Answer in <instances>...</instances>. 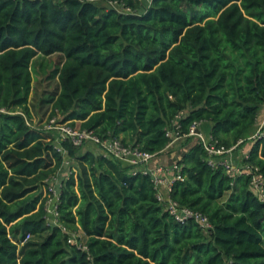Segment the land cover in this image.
Instances as JSON below:
<instances>
[{
    "label": "trees",
    "instance_id": "obj_1",
    "mask_svg": "<svg viewBox=\"0 0 264 264\" xmlns=\"http://www.w3.org/2000/svg\"><path fill=\"white\" fill-rule=\"evenodd\" d=\"M118 1L136 12L87 0H0V264H264V202L250 174L208 165L202 143L188 136L205 121L230 147L256 124L264 0ZM55 53L50 118L155 155L168 131L185 135L182 180L170 196L206 215L210 229L175 220L149 173L66 140L60 226L48 223L47 180L64 159L49 131L30 123L29 96L34 58ZM242 162L264 177V134ZM62 227L81 230L87 249ZM26 233L37 240L18 245Z\"/></svg>",
    "mask_w": 264,
    "mask_h": 264
},
{
    "label": "built area",
    "instance_id": "obj_2",
    "mask_svg": "<svg viewBox=\"0 0 264 264\" xmlns=\"http://www.w3.org/2000/svg\"><path fill=\"white\" fill-rule=\"evenodd\" d=\"M57 2H62L64 0H55ZM88 2L100 3L106 8L115 10L119 13H135L136 10H133L129 6H126L123 2L118 0H87ZM141 4L144 3V0H138ZM151 0H148L147 5ZM0 112H5L3 108H0ZM53 116L49 118L48 123L44 124L42 127L49 131L52 136L54 147L57 151H61L64 159V167L67 168L70 164V159L66 155L65 150L61 147V142L66 140L69 141L72 145L80 147L83 143H91L97 146L98 152L111 160H114L124 166H130L136 170H140L144 173H149L153 179L155 188L157 189V199L161 202L164 209L174 217L177 221H185L187 219L193 220L198 224L203 230L210 229L211 223L206 215L202 214L199 211L192 210L186 206L179 205L175 200L170 196L171 185L174 180H182V175L180 173V165L175 162L169 166H157L153 171L148 170L146 167L140 168V166H146L155 156V154L140 150L137 147L131 145H125L117 137L108 136L100 137L91 130L81 129L78 127L71 126L68 122H63L59 117ZM200 122H194L190 129L188 136H192L195 140H199L202 143L204 148V160L208 165L222 166L227 174L231 177L238 174V168L234 165L232 155L233 151L238 148L240 144L244 142V138H241L237 141L236 144L225 147L220 145L216 140H213L209 135H205L200 130ZM179 129V125L175 126V130ZM264 134V116L260 120V124L256 132L250 137V139L255 140ZM167 135L170 137V141L166 147L172 146L178 139H181L183 136H179L177 131H168ZM244 156L243 158H246ZM245 167V166H244ZM139 168V169H137ZM246 168L247 174H250V189L258 197V199L264 202V177L262 174L257 172L256 168ZM56 175H52L47 180V200L45 202L46 210V220L48 223L53 225H59L58 220V211L57 205L59 202V186L60 181H58ZM164 186L165 192L160 191V187ZM62 230L66 232L69 236L67 241L77 244L81 249L86 250V246L77 242L75 235L69 233V231L62 227ZM30 234L26 233L22 239L17 241L18 245H22L30 239Z\"/></svg>",
    "mask_w": 264,
    "mask_h": 264
},
{
    "label": "rangeland",
    "instance_id": "obj_3",
    "mask_svg": "<svg viewBox=\"0 0 264 264\" xmlns=\"http://www.w3.org/2000/svg\"><path fill=\"white\" fill-rule=\"evenodd\" d=\"M148 0H144L142 6H146ZM60 61L59 54H51L49 56L38 55L32 63V90L29 96V105L32 113L30 123L35 126H43L48 123L51 116L50 104L44 102V98L48 96L56 87V79L52 76V71L58 66L57 61ZM51 74V76H50ZM60 118V116H59ZM250 142V141H248ZM87 143H83L79 149H84ZM249 144H247L248 146ZM68 172V170H66ZM68 174V173H67ZM66 174V175H67ZM58 182V181H57ZM75 238L81 243L84 239L74 234ZM30 240H37L36 237H30ZM29 240V241H30Z\"/></svg>",
    "mask_w": 264,
    "mask_h": 264
},
{
    "label": "crops",
    "instance_id": "obj_4",
    "mask_svg": "<svg viewBox=\"0 0 264 264\" xmlns=\"http://www.w3.org/2000/svg\"><path fill=\"white\" fill-rule=\"evenodd\" d=\"M59 116L60 115H58L57 117H59ZM263 116H264V103L261 105V107L259 109V113H258V116L256 119V124L251 128L250 132L245 137H243L244 142L242 144H240L238 146V148L232 152L233 153L232 159H233L234 165H236L237 168L239 169L238 173H245L246 172V168L244 167L245 164L242 162V160L244 159L243 157L248 154V150L251 147L252 142H253V140L250 139V137L256 132V130L260 124V120L263 118ZM209 126H210V124L205 122V121L201 122L199 125L200 130L205 135L210 134ZM248 141H250V142H248ZM181 143H182V139L181 140L178 139V141H176L172 146L166 147L161 153L155 155L154 158L146 166H140V168L146 167L148 170L153 171L155 169V167H157V166H169V165L177 162V160L180 158L182 151L185 150V149H183V147L180 146ZM247 144H249V145L247 146ZM87 150L93 151L96 153L98 152L97 146H95L94 144H91V143H87L86 146L84 147V149L81 150L80 152H84ZM137 169H139V168H137ZM66 174H67L66 168L62 167L54 175L57 176L58 181H61V178L65 177ZM160 191L163 193L165 192L164 186L160 187ZM77 235H78V237L83 238L84 241L86 240V237L81 230L77 231Z\"/></svg>",
    "mask_w": 264,
    "mask_h": 264
}]
</instances>
